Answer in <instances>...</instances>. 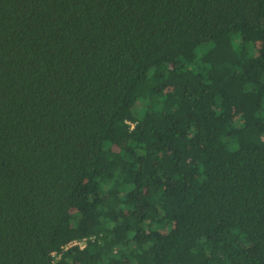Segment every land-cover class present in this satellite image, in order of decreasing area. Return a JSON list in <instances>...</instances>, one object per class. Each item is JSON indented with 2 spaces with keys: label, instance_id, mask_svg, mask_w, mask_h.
<instances>
[{
  "label": "trees",
  "instance_id": "obj_1",
  "mask_svg": "<svg viewBox=\"0 0 264 264\" xmlns=\"http://www.w3.org/2000/svg\"><path fill=\"white\" fill-rule=\"evenodd\" d=\"M0 264H264V0H0Z\"/></svg>",
  "mask_w": 264,
  "mask_h": 264
},
{
  "label": "built area",
  "instance_id": "obj_2",
  "mask_svg": "<svg viewBox=\"0 0 264 264\" xmlns=\"http://www.w3.org/2000/svg\"><path fill=\"white\" fill-rule=\"evenodd\" d=\"M77 242H74L73 244H76Z\"/></svg>",
  "mask_w": 264,
  "mask_h": 264
}]
</instances>
